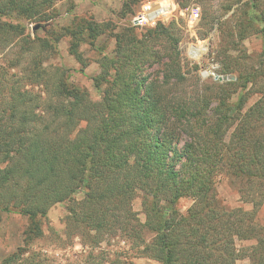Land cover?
<instances>
[{
    "label": "trees",
    "instance_id": "obj_1",
    "mask_svg": "<svg viewBox=\"0 0 264 264\" xmlns=\"http://www.w3.org/2000/svg\"><path fill=\"white\" fill-rule=\"evenodd\" d=\"M54 1L0 0V17L15 14L34 21ZM176 1L181 8L190 4ZM236 1L239 39L251 34L264 37V0ZM205 3L199 22L214 19ZM132 12L128 8L122 15ZM74 26L49 25L44 36L31 38L19 22L0 20V51L7 47L8 37L19 41L14 67L32 54L17 87L6 81L7 71L0 67V214L13 211L28 218L24 238L28 243L42 235L38 219L48 207L70 201L67 220L82 228L86 238L96 243L101 232L120 227L136 241L141 256L159 264H234L235 239L256 240L251 264H264V228L254 219L264 200V46L257 66L247 65L245 52L228 54V48L236 49L228 27L227 48L221 47L218 57L224 56V68L235 73L236 80L209 82L201 89L188 85L194 89L186 94L179 86L191 82L186 76L190 70L178 49L183 30L174 20L140 30L124 22L115 30L110 22L86 19ZM83 31L90 43L106 31L115 41L113 52L100 58L101 70L92 78L101 93L98 101L70 86L62 67L53 68L50 75L45 65L46 54L59 39L70 36L69 51L85 66L78 50ZM17 42L9 45L17 47ZM26 83L44 86V98L35 95L32 102L37 101V108L43 104L45 117L26 112L30 103L22 89ZM248 85L259 99L242 112ZM238 87L245 91L230 105L229 97ZM181 134L188 139L178 152L173 144ZM178 154L183 163L176 169ZM220 172L251 185L248 191L241 188L240 194L249 196L252 210L220 203L213 184V176ZM80 191L83 197L76 200ZM136 193L141 194L143 222L130 205ZM183 197L193 201L185 212L177 208ZM256 197L260 199L254 201ZM146 234L151 235L148 240ZM26 252L19 248L0 264H38V256L24 257ZM97 264L135 263L99 256Z\"/></svg>",
    "mask_w": 264,
    "mask_h": 264
},
{
    "label": "rangeland",
    "instance_id": "obj_2",
    "mask_svg": "<svg viewBox=\"0 0 264 264\" xmlns=\"http://www.w3.org/2000/svg\"><path fill=\"white\" fill-rule=\"evenodd\" d=\"M145 1L141 0L139 4H132L129 0H55L50 6L42 10L40 15L33 19L34 21L16 17L15 14L0 17V20L13 24L19 22L24 25L25 34L31 38H34L35 35L44 36L45 30H49V25L75 27L74 23L79 19L92 20L99 23L110 22L115 26V30H117L124 20L122 12L128 10V8L136 11ZM188 1L190 4L199 6L200 16L204 14L205 2H208L214 19L210 20L211 22L202 19L198 24L196 39L199 41L197 44H200L201 50L200 55L195 59L190 57L187 50L191 44H196L195 39L183 31L180 33L178 49L184 62L187 64L185 68L190 70V73L186 76L191 81L180 85L179 87L182 86L180 90L185 91L187 94V92L194 89L188 85L196 84L201 89L203 85L206 86L209 82L225 84L236 80L235 73H228L225 70L224 56L219 55L218 57L220 48H227L226 40L228 38L225 30L228 27H231L233 40L236 44V49L230 50L228 48V54L235 57L245 52L248 57L244 62L247 65L257 66L255 60L264 46V37L258 34H251L247 35L243 40L239 39V34L242 31L236 27L234 20L235 16L239 14L240 8L238 5L240 3L236 0H203L204 3L200 0ZM230 4H232L231 9L225 11V8ZM41 16H45L46 18H42ZM87 35V31L81 33L78 46L85 66L77 62L75 57L70 53L69 46L72 42L70 36H63L55 44L54 50L52 49L51 52L46 54L45 65H47L50 75L55 70L53 68L62 67L67 83L70 86L86 91L92 101H98L101 93L94 87L92 78L98 75L101 70L98 62L100 58L104 54L110 55L113 52L115 41L109 31L99 35L93 43H90L91 40ZM7 40L17 42V38L11 36ZM9 41L8 45H6L7 47L0 51V67L7 71L6 81L17 87L22 80L21 74L24 73L22 68L30 66L32 54H29V56L24 55V59L19 62V67H14L13 63H15L16 54L20 51V48H18L19 41L16 43L17 47L15 45L12 46V44L9 45ZM154 69H156V66L150 69L149 72H153ZM43 88L44 86L41 84L31 85L30 83H26L22 87V89L27 90L28 100L30 101L27 105L28 108L25 109L26 112L30 113L32 110L34 114L45 117V111L42 109L44 107L43 104L40 105V108H37V101L32 102L35 95L44 98L45 93ZM247 88L246 90H250V92L242 112L246 111L259 99V94L251 92V85H248ZM244 91L239 87L236 88V91L232 92L229 97V104L233 105L236 103L238 96L244 93ZM210 93L214 94V92ZM214 105L215 101H212L210 106L213 107ZM232 117L238 118L237 114L232 115ZM82 124L78 125L75 129L78 130ZM231 130L232 128L228 130L226 139ZM187 139L188 137L183 134L176 139L173 145L178 152L182 150L183 144ZM174 162L177 169L181 167L183 159H180L178 154ZM213 184L217 197L223 206L233 209L242 208L246 211L252 210V204L248 201L249 196L245 197L240 194L241 188H248V191L251 185H241L239 180L232 179L223 172L216 173L213 176ZM74 197L76 200L81 199L83 192L76 193ZM259 199V197H256L254 201H258ZM262 201L254 219L259 226L264 228V200ZM192 202L190 198L183 197L179 199L177 208L181 212H185ZM69 203L70 201H66L50 205L46 210L45 216L38 219L42 228V235L28 243L24 242V238L27 235L26 228L29 224L28 218L13 211L2 212L0 214V262L8 255L17 252L19 248H26L27 252L24 257L28 256L29 253H34L38 256V264H97L99 256L104 258L118 257L132 261L135 264H159L151 258L141 256L138 249H135L136 241L124 234L120 227L114 228L113 231L106 230L101 232L99 235L100 239L98 240L97 238L96 243L93 239L86 238L83 235L82 228L74 226L67 220L68 212L66 206ZM130 205L138 220L143 222L145 216L142 211L140 193H136L131 198ZM90 234H94V231H90ZM150 236L146 234V240ZM234 244L236 253L238 254V258L234 264H251L250 255L252 247L256 244V240L235 239ZM138 248H141V246Z\"/></svg>",
    "mask_w": 264,
    "mask_h": 264
},
{
    "label": "built area",
    "instance_id": "obj_3",
    "mask_svg": "<svg viewBox=\"0 0 264 264\" xmlns=\"http://www.w3.org/2000/svg\"><path fill=\"white\" fill-rule=\"evenodd\" d=\"M123 22L128 26L139 29L154 27L157 22L174 20L188 36L195 39L196 44H191L187 50L191 58L200 55V44L196 39V30L200 19V8L196 4H189L184 8L176 0H148L143 2L136 11L128 13Z\"/></svg>",
    "mask_w": 264,
    "mask_h": 264
}]
</instances>
